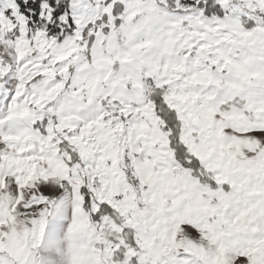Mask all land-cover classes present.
<instances>
[{
	"label": "snow or ice",
	"instance_id": "6c2138e0",
	"mask_svg": "<svg viewBox=\"0 0 264 264\" xmlns=\"http://www.w3.org/2000/svg\"><path fill=\"white\" fill-rule=\"evenodd\" d=\"M0 264H264V0H0Z\"/></svg>",
	"mask_w": 264,
	"mask_h": 264
}]
</instances>
